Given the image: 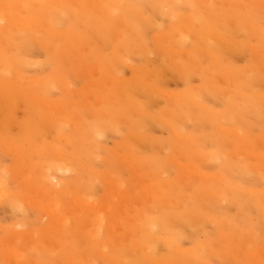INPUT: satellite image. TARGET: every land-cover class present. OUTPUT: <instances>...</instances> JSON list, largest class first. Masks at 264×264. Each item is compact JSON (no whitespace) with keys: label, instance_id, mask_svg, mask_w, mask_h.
<instances>
[{"label":"rangeland","instance_id":"rangeland-1","mask_svg":"<svg viewBox=\"0 0 264 264\" xmlns=\"http://www.w3.org/2000/svg\"><path fill=\"white\" fill-rule=\"evenodd\" d=\"M114 1L91 0L81 9L67 1L33 14L23 0H0V264H264V0ZM106 172L114 181H105ZM42 185L53 194L37 195ZM105 200L119 220L104 214Z\"/></svg>","mask_w":264,"mask_h":264},{"label":"bare ground","instance_id":"bare-ground-1","mask_svg":"<svg viewBox=\"0 0 264 264\" xmlns=\"http://www.w3.org/2000/svg\"><path fill=\"white\" fill-rule=\"evenodd\" d=\"M23 1H24V3L27 4V11H28L29 13L32 12L33 14H39V12L43 13V11H51L55 6H58L61 2H67V1L70 2V1H71L72 3H74V5H76V6H78V7L80 8V7H82V6L85 7V4H89L91 0H81V1H79V0H23ZM93 1H94V0H93ZM95 1H96V0H95ZM113 1H114V0H113ZM150 1H151V0H150ZM99 2H100V1H99ZM114 2H115V1H114ZM120 2H121V3H120L121 6L123 5L122 2H125V3H126V1H122V0H121ZM118 3H119V0H118ZM118 3H117V4H118ZM141 3H144V2H141ZM94 4H96V3H94ZM115 4H116V3H115ZM223 4H224V3H223ZM21 5H22V4H21ZM100 5H101V4H100ZM100 5H97V4H96V5H95V6H96V9H97V6L100 7ZM148 5L150 6V4H148ZM251 5H253V4H251ZM3 6H4V4H3ZM88 6H89V5H88ZM119 6H120V5H119ZM124 6H125V5H124ZM143 6H144V5H143ZM12 7H13V6H12ZM64 7H65V6H64ZM64 7H63V9H64V11H65L66 8H64ZM89 7H90V6H89ZM247 7H248V6H247ZM10 8H11V7H10ZM87 8H88V7H87ZM100 8H101V7H100ZM100 8H98V9H100ZM139 8H140V7H139ZM56 9H57V8H56ZM61 9H62V8H61ZM80 9H81V8H80ZM80 9H78V10H80ZM153 9H154V8H153ZM236 9H237V8H236ZM39 10H40V11H39ZM58 10H60V9H58ZM103 10H104V9H103ZM103 10H102V11H103ZM141 10H142V9H141ZM144 10H145V9H144ZM233 10H234V9H233ZM37 11H38V12H37ZM62 11H63V10H62ZM66 11H67V10H66ZM93 11H94V10H93ZM97 11H99V10H97ZM102 11H101L100 13H102ZM129 11H130V10H129ZM175 11H176V10H175ZM175 11H174V12H175ZM52 12H53V11H52ZM56 12H57V11H56ZM60 12H61V11H60ZM60 12H59V15H60ZM76 12H77V11H76ZM79 12H80V11H79ZM79 12H77V13H79ZM125 12H127V11L125 10ZM125 12H124V13H125ZM133 12H134V11H133ZM145 12H146V11H145ZM149 12H150V11H149ZM183 12H184V11H183ZM221 12H222V11H221ZM62 13H63V12H62ZM74 13H75V10H74ZM74 13H73V14H74ZM96 13H97V12H96ZM100 13L98 12V14H100ZM147 13H148V12H147ZM180 13H181V12H180ZM204 13H205V12H204ZM228 13H229V12H228ZM233 13H234V12H233ZM233 13H232V14H233ZM25 14H26V13H25ZM50 14H52V17H53L54 14L51 13V12H50ZM127 14H128V13H127ZM133 14H135V13H133ZM150 14H151V13H150ZM175 14H176V13H175ZM182 14H183V13H182ZM215 14H216V13H215ZM55 15H57V14H55ZM68 15H69V14H68ZM68 15H66V17H67ZM104 15H105V14H104ZM128 15H129V14H128ZM140 15H141V14H140ZM140 15L138 14L137 17L141 19V16H140ZM151 15H153V14H151ZM162 15H163V13H162ZM170 15H171V14H170ZM46 16H48V15H46ZM50 16H51V15H50ZM50 16H48L49 19H50ZM61 16H62V15H61ZM70 16H71V15H70ZM116 16H118V15H116ZM131 16H132V15H131ZM48 17H46V19H48ZM52 17H51V18H52ZM66 17H65V18H66ZM83 17H84V16H83ZM127 17H128V16H127ZM213 17H214V16H213ZM252 17H253V16H252ZM59 18H60V17H58V19H59ZM95 18H97V16H96ZM118 18H121V17H118ZM149 18H150V17H149ZM214 18H215V17H214ZM218 18H219V16H218ZM3 19H4V17H3V16H0V23L3 22ZM56 19H57V17H55V21H56ZM58 19H57V21H59V22H57V21H56V22H57V23H60L62 19H59V20H58ZM68 19H69V17H68ZM72 19H73V18H72ZM74 19H75V17H74ZM81 19H82V18H81ZM84 19H85V18H84ZM84 19H83V20H84ZM102 19H103V18H102ZM111 19H113V18H111ZM121 19H122V18H121ZM121 19H120V20H121ZM4 20H6V18H5ZM53 20H54V19H53ZM53 20H52V21H53ZM63 20H64V19H63ZM88 20H89V19H88ZM100 20H101V19H100ZM113 20L115 21V19H113ZM131 20H132V19H131ZM131 20H130V21H131ZM133 20H134V19H133ZM19 21H20V20H19ZM19 21H18V22H19ZM55 21H53V22H55ZM67 21H68V20L66 19L65 22H67ZM69 21H70V20H69ZM73 21H74V20H73ZM81 21H82V20H81ZM105 21L107 22V20H105ZM109 21H110V20H109ZM125 21H126V20H125ZM130 21H129V22L127 21V22L130 23ZM56 22H55V23H56ZM86 22H87V20H86ZM88 22H89V21H88ZM94 22H95V21H94ZM102 22H103V21H102ZM111 22H112V21H111ZM115 22H116V21H115ZM121 22H122V20H121ZM140 22H141V21H140ZM140 22H138V23L141 24ZM202 22H203V21H202ZM204 22H205V21H204ZM11 23H12V22H11ZM83 23H85V22H83ZM138 23H136V24H138ZM153 23H154V22H153ZM12 24H13V23H12ZM49 24H52V22H50ZM63 24H64V22H63ZM77 24H78V23H77ZM86 24H88V23H86ZM101 24H102V23H101ZM107 24H108V23H106L105 25H107ZM116 24H118V23H116ZM204 24H205V23H204ZM219 24H220V23H219ZM233 24H234V23H233ZM19 25H20V24H19ZM21 25H22V24H21ZM121 25H122V24H120L119 26H121ZM126 25H127V24H126ZM231 25H232V24H231ZM9 26H10V25H9ZM9 26H8V27H9ZM24 26H25V25H24ZM26 26H27V24H26ZM43 26H44V24H43ZM53 26H54V24H53ZM58 26H59V25H58ZM64 26H65V25H64ZM91 26H92V24H91ZM122 26H123V25H122ZM133 26H134V28H135L137 25L135 26V25L133 24ZM146 26H147V25H146ZM49 27H50V26H49ZM82 27H83V26H82ZM85 27H86V26H85ZM141 27H142V25H141ZM150 27H151V26H150ZM150 27H149V28H150ZM157 27H158V26H157ZM25 28H27V27H25ZM52 28H53V27H52ZM55 28H57V27L54 26V28H53V32H55V31H54ZM60 28H61V27H60ZM132 28H133V27H132ZM132 28L130 27V29H132ZM142 28H143V27H142ZM153 28H154V25H153ZM190 28H191V27H190ZM193 28H194V27H193ZM0 29H1V28H0ZM4 29H5V28H4ZM82 29H83V28H82ZM89 29H90V28H89ZM119 29H120V27H119ZM146 29H147V27L145 28V32H146ZM208 29H209V28H208ZM43 30H44V29H43ZM43 30H42V31H43ZM79 30H80V29H79ZM83 30H84V29H83ZM115 30H116V31H115ZM117 30H118V29H115V28H114V31H112V32L115 33V32H117ZM127 30H128V29H127ZM154 30H156V29L154 28ZM185 30H186V29H185ZM194 30H197V29L194 28ZM209 30H210V29H209ZM44 31H46V29H45ZM129 31H130V30H129ZM46 32H47V31H46ZM73 32H74V31H73ZM85 32H87V31H85ZM119 32H121V31H119ZM132 32H133V31H132ZM227 32H228V31H227ZM55 33H58V32L56 31ZM126 33H127V32H126ZM130 33H131V31H130ZM232 33H233V32H232ZM235 33H236V32H235ZM235 33H234V34H235ZM65 34H67V33H65ZM78 34H79V32H78ZM84 34H85V33H84ZM98 34H99V33H98ZM115 34H116V33H115ZM120 34H121V33H120ZM128 34H129V33H128ZM160 34H161V33H160ZM199 34H201V33H199ZM56 35H58V34H56ZM203 35H204V33H203ZM203 35H202V36H203ZM249 35H250V34H249ZM49 36H50V35H49ZM90 36H91V35H90ZM113 36H114V35H113ZM120 36H121V35H120ZM133 36H134V34L132 35V37H133ZM155 36H156V35H155ZM155 36H154V37H155ZM158 36H160V35H158ZM188 36H189V35H188ZM214 36H216V35H214ZM51 37H52V36H51ZM87 37H88V36H87ZM91 37H92V36H91ZM102 37H103V36H102ZM115 37H116V35H115ZM121 37H122V36H121ZM126 37H128V35H126ZM134 37H135V38H134ZM134 37H133V38L136 40V36H134ZM229 37H230V36H229ZM248 37H249V36H248ZM6 38H7V37H6ZM97 38H99V35H98ZM199 38H200V37H199ZM205 38H206V37H205ZM216 38H217V37H216ZM50 39H51V38H50ZM59 39H60V38H59ZM76 39H77V38H76ZM112 39H113V38H112ZM112 39H111V40H112ZM154 39H156V38H154ZM6 40H7V39H6ZM52 40H55V39H52ZM79 40H80V39H79ZM82 40H83V39H82ZM101 40H102V39H101ZM116 40H117V39H116ZM116 40H115V41H116ZM137 40H138V38H137ZM159 40H161V39H159ZM197 40H198V39H197ZM206 40H207V39H206ZM249 40H250V39H249ZM85 41H89V40H85ZM85 41H84V43L87 44L88 42H85ZM210 41L213 42L212 40H210ZM39 42H40V41H39ZM59 42H60V41H59ZM69 42H71V41H69ZM77 42H78V41H77ZM79 42H81V41H79ZM96 42H97V41H96ZM96 42H95V43H96ZM120 42H121V41H120ZM136 42H137V41H136ZM138 42H140V40H138ZM155 42L157 43L158 41L156 40ZM249 42H250V41H249ZM60 43H61V42H60ZM60 43H59V46H60ZM75 43H76V42H75ZM75 43L73 44V42H72V44H73L74 46H76ZM82 43H83V41H82ZM95 43H94V44H95ZM133 43H134V42H133ZM56 44H57V43H56ZM94 44H93V45H94ZM97 44H98V43H97ZM110 44H111V43H110ZM110 44H109V45H110ZM131 44H132V43H131ZM134 44H135V43H134ZM22 45H23V44H22ZM70 45H71V44H70ZM93 45H92V47H95L96 44H95L94 46H93ZM115 45H116V43H115ZM144 45H145V44H144ZM4 46H5V45H4ZM23 46H24V45H23ZM59 46H55V47H59ZM90 46H91V45H90ZM159 46H160V45H158V47H159ZM109 47H110V46H109ZM195 47H196V45H195ZM195 47H194V48H195ZM35 48H36V46H35ZM46 48H47V47H46ZM100 48H101V46H100ZM105 48H107V47H105ZM114 48H115V47H114ZM142 48H143V46H142ZM160 48H162V47L160 46ZM204 48H205V47H204ZM262 48H263V47H262ZM9 49H10V48H9ZM112 49H113V48H112ZM116 49H117V48H116ZM131 49H132V48H131ZM144 49H145V48H144ZM53 50H54V52H56V49L53 48ZM57 50H58V48H57ZM59 50H60V49H59ZM98 50H99V48H98ZM100 50H101V49H100ZM100 50H99V51H100ZM139 50H140V49H139ZM142 50H143V49H142ZM146 50H147V49H146ZM161 50H163V48H162ZM173 50H174V49H173ZM203 50H204V49H203ZM219 50H220V49H219ZM9 51H10V50H9ZM11 51H12V49H11ZM11 51H10V52H11ZM14 51H15V49H14ZM99 51H98V52H99ZM105 51H107V50L105 49ZM115 51H116V50H115ZM171 51H172V50H171ZM180 51H181V50H180ZM263 51H264V50H263ZM32 52H33V51H32ZM94 52H95V51H94ZM102 52H103V50H102ZM121 52H122V51H121ZM163 52H164V54H163V53H162V54L165 55V54H166V53H165L166 51H163ZM182 52H184V51H182ZM19 53H21V52H19ZM30 53H31V52H30ZM100 53H101V52H100ZM123 53H124V51H123ZM152 53H153V52L151 51V54H152ZM261 53H262V52H261ZM8 54H9V53H8ZM51 54H52V56H53V53H51ZM57 54H58V52H57ZM117 54H118V53H117ZM117 54H116V55H117ZM120 54H121V53H119V55H120ZM139 54H140V53H139ZM155 54H156V53H155ZM162 54H161V55H162ZM182 54H183V53H181V55H182ZM116 55H115V56H116ZM119 55H117V56H119ZM259 55H260V54H259ZM75 56H76V55H75ZM100 56H101V55H100ZM106 56H107V55H106ZM113 56H114V55H112V57H113ZM125 56H127V54H126ZM139 56H140V55H139ZM142 56H143V55H142ZM151 56H153V55H151ZM183 56H184V55H183ZM79 57H80V56H79ZM140 57H141V56H140ZM157 57H158V56H157ZM170 57H171V56H170ZM174 57H175V56H174ZM196 57H197V56H196ZM257 57H259V56H257ZM257 57H256V58H257ZM10 58H11V56H10ZM100 58H102V57H100ZM103 58H104V57H103ZM103 58H102V59H103ZM105 58H108V57H105ZM113 58H114V57H113ZM115 58H117V57H115ZM118 58H119V57H118ZM118 58H117V59H118ZM123 58H124V57H123ZM171 58H172V57H171ZM178 58H179V57H178ZM185 58H186V57H185ZM11 59H13V58H11ZM102 59H100L101 63H102ZM119 59H120V58H119ZM158 59H159V58H158ZM158 59H157V60H158ZM169 59H170V58H169ZM182 59H184V58H182ZM14 60H15V59H14ZM52 60H53V59H52ZM109 60H110V59H109ZM120 60H121V59H120ZM171 60H172V59H170V61H171ZM185 60H186V59H185ZM194 60H195V59H194ZM199 60H200V59H199ZM212 60H213V59H212ZM100 61H99V62H100ZM121 61H123V60H121ZM181 61H184V60H181ZM181 61H180V62H181ZM200 61H201V60H200ZM124 62H125V61H124ZM128 62H129V61H128ZM158 62H159V61H158ZM158 62H157V63H158ZM172 62H174V61L172 60ZM184 62H185V61H184ZM196 62H198V61H195V63H196ZM206 62H207V61H206ZM213 62H214V61H213ZM111 63H112V62H111ZM114 63H115V62H114ZM116 63H117V62H116ZM153 63H154V62H153ZM19 64H20V63H19ZM57 64H58V63H57ZM173 64H174V63H173ZM182 64H183V63L181 62V65H182ZM186 64H187V63H186ZM186 64H185V65H186ZM188 64L190 65V63H188ZM108 65H109V64H108ZM125 65H126V64H125ZM159 65H160V64H159ZM174 65H175V64H174ZM176 65H177V64H176ZM176 65H175V66H176ZM183 65H184V64H183ZM189 65H188V66H189ZM2 66H3V64H2ZM24 66H25V65H24ZM54 66H55V65H54ZM109 66H110V65H109ZM150 66H151V65H150ZM179 66H180V65H179ZM213 66H214V65H213ZM111 67H112V65H111ZM113 67H114V65H113ZM181 67H183V66H181ZM169 68H170V66H169ZM0 69H2L1 66H0ZM175 69H176V67H175ZM179 69H180V67H179ZM209 69H210V68H209ZM213 69H214V68H213ZM154 70H155V68H154ZM157 70H158V68H157ZM103 72H104V71H103ZM149 72H150V71H149ZM244 72H245V71H244ZM18 73H19V72H18ZM18 73H17V76H16V77L20 78V77H19L20 75H18ZM14 74L16 75V71H14ZM217 74H218V70H217ZM168 75H169V74H168ZM168 75H167V76H168ZM173 75H174V74H173ZM176 75H178V74H176ZM244 75H245V73H244ZM151 76H152V75H151ZM158 76H159V75H158ZM208 76H209V75H208ZM215 76H216V75H215ZM217 76L219 77V74H218ZM242 76H243V75H242ZM242 76H241V77H242ZM183 77H184V76H183ZM205 77H206V76H204V78H205ZM245 77H246V75H245ZM245 77H244V78H245ZM21 78H22V77H21ZM104 78H105V77H104ZM104 78H103V79H104ZM109 78H110V77H109ZM189 78H190V77H189ZM189 78H188V79H189ZM258 78H259V77H258ZM258 78H257V79H258ZM176 79H177V78H176ZM217 79H218V78H217ZM241 79H242V78H241ZM15 80H17V78H16ZM66 80H67V79H66ZM121 80H122V79H121ZM134 80H135V79H134ZM182 80H183V79H182ZM259 80L261 81V79H259ZM100 81H101V80H100ZM100 81H99V82H100ZM140 81H141V80H140ZM148 81H149V80H148ZM202 81H203V80H202ZM101 82H102V81H101ZM106 82H108V81H106ZM231 82H232V80H231ZM208 83H209V82H208ZM248 83H249V82H248ZM258 83H259V82H258ZM65 84H66V83H65ZM123 84H124V83L122 82V85H123ZM203 84H204V83H203ZM209 84H210V83H209ZM223 84H224V83H223ZM67 85H68V82H67ZM225 85H226V84H225ZM124 86H126V84H125ZM143 86H144V85H143ZM159 86H160V84H159ZM102 87H103V85H102ZM87 88H88V87H87ZM100 88H101V87H100ZM231 88H232V86H231ZM153 89H154V88H153ZM186 89H187V88H186ZM195 89H196V88H195ZM64 90H65V89H64ZM106 90H107V89H106ZM187 90H188V89H187ZM65 91H66V90H65ZM130 91H131V90H130ZM154 91H155V89H154ZM157 91H158V90H157ZM197 91H198V90L196 89V92H197ZM68 92H69V90H68ZM70 92H71V91H70ZM70 92H69V93H70ZM73 92H74V91H73ZM73 92H72V93H73ZM132 92H133V91H132ZM158 92H159V91H158ZM198 92H199V91H198ZM212 92H213V90H212ZM1 93H2V92H1ZM133 93H134V92H133ZM73 94H74V93H73ZM146 94H148V93H146ZM22 95H23V94H22ZM65 95H66V94H65ZM148 95H149V94H148ZM201 95H202V94H201ZM73 96H74V95H73ZM73 96H72V97H73ZM170 96H171V95H170ZM72 97H71V98H72ZM91 97H92V96H91ZM91 97H89V98L91 99ZM120 97H121V96H120ZM171 97H174V96H171ZM201 97H202V96H201ZM29 98H30V97H29ZM31 98H32V97H31ZM84 98H87V97L85 96ZM125 98H126V97H125ZM177 98H178V97H176V99H177ZM33 99H34V98H33ZM204 99H205V98H204ZM12 100H13V98H12ZM38 100L40 101V99H38ZM38 100H37V101H38ZM84 100H85V99H84ZM92 100H93V99H92ZM259 100H260V99H259ZM45 101H46V100H45ZM86 101H87V99H86ZM121 101H122V99H121ZM98 102H99V101H98ZM98 102H97V103H98ZM123 102H124V101H123ZM211 102H212V101H211ZM211 102H210V103H211ZM245 102H247V101H245ZM245 102H244V103H245ZM42 103H44V102H42ZM82 103H83V102H82ZM124 103H125V102H124ZM242 103H243V102H242ZM257 103H258V102H257ZM44 104H45V103H44ZM44 104H43V105H44ZM69 104H70V103H69ZM99 104H100V103H99ZM245 104H247V103H245ZM248 104H249V103H248ZM252 104H253V103H252ZM41 105H42V104H41ZM67 105H68V103H67ZM71 105H72V104H71ZM86 105L89 106V102H87ZM92 105H96V107L98 106V104H91V107H92ZM114 105H115V104H114ZM51 106H52V105H51ZM105 106H107V105H105ZM197 106H199V105H197ZM200 106H201V105H200ZM14 107H15V106H14ZM47 108H48V106H47ZM92 108H94V107H92ZM169 108H170V107H169ZM199 108H203V107L201 106V107H199ZM78 109H79V108H78ZM95 109H96V108H95ZM95 109H94V110H95ZM165 109H167V108H165ZM50 110H51V109H50ZM250 110H251V109H250ZM58 111H59V110H58ZM91 111H93V110H91ZM112 111H113V110H112ZM135 111H136V109L134 110V112H135ZM114 112H115V111H114ZM138 112H140V110H139V111H136L135 113H138ZM94 113H95V112H94ZM116 113H117V112H116ZM223 113H224V112H223ZM258 113L261 114L260 111H259ZM141 114H142V113H141ZM144 115H145V114H144ZM219 115H220V114H219ZM257 115H258V114H257ZM262 115H263V114H262ZM51 116H52V115H51ZM103 116H104V115H103ZM181 116H182V114H181ZM181 116H180V117H181ZM203 116H204V115H203ZM206 116H208V115H206ZM109 117H110V116H109ZM166 117H167V116H166ZM245 117H246V116H245ZM253 117H254V116H253ZM260 117H261V115H260ZM149 118H150V117H149ZM156 118H157V115H156ZM181 118H182V117H181ZM233 118H234V117H233ZM49 119H50V120H53V119H51V118H49ZM75 119H76V118H75ZM184 119H185V118H184ZM235 119H237V118H235ZM56 120H57V118H56ZM77 120H78V119H77ZM116 120H118V119H116ZM143 120H144V119H143ZM178 120H179V118H178ZM182 120H183V118H182ZM251 120H253V118H252ZM62 121H63V120H62ZM179 121L181 122V120H179ZM239 121H240V120H239ZM239 121H238V122H239ZM258 121H259V120H258ZM64 122H66V121H64ZM64 122H63V123H64ZM126 122H127V121H126ZM175 122H177V119H176ZM213 122H214V121H213ZM253 122H254V121H253ZM253 122H251V123H253ZM255 122H256V121H255ZM255 122H254V123H255ZM262 122H263V120H262ZM262 122H261V123H262ZM84 123H85V122H84ZM123 123H124V122H123ZM165 123H166V122H165ZM241 123H242V122H241ZM256 123H258V122H256ZM56 124H57V123H56ZM66 124H67V123H66ZM69 124H70V123H69ZM69 124H68V125H69ZM76 124H77V123H76ZM105 124H107V123H105ZM179 124H180V123H179ZM113 125H114V124H113ZM127 125H128V124H127ZM174 125H175V124H174ZM227 125H228V124H227ZM251 125H252V124H251ZM254 125H255V124H254ZM262 125H263V124H262ZM73 126H74V125H73ZM108 126H109V125H108ZM117 126H118V125H117ZM128 126H129V125H128ZM167 126H172V127H174L173 125H169V123H168ZM112 127H113V126H112ZM112 127H111V128H112ZM172 127H171V128H172ZM190 127H191V126H190ZM198 127H200V126H198ZM204 127H206V126H204ZM240 127H241V125H240ZM105 128H106V127H105ZM147 128H148V127H147ZM210 128H211V127H210ZM221 128H222V127H221ZM221 128H219V129H221ZM73 129L75 130V128H73ZM101 129H102V128H101ZM108 129H109V127H108ZM164 129H165V128H164ZM196 129H197V131H195V132H198V133H199V131H198L199 128H196ZM207 129H208V128H207ZM214 129H216V128H214ZM222 129H223V128H222ZM103 130H104V129H103ZM109 130H110V129H109ZM167 130H168V129H167ZM224 130H225V129H224ZM250 130H251V129H250ZM252 130H253V129H252ZM80 131H81V130H80ZM127 131H128V130H127ZM147 131H148V130H147ZM174 131H175V130H174ZM215 131H218V130H215ZM226 131H228V130H226ZM100 132H101V131H100ZM110 132H112V131H110ZM183 132H184V131H183ZM200 132H201V131H200ZM231 132H233V130H231ZM260 132H261V131H260ZM208 133H209V132H208ZM210 133H211V132H210ZM220 133H221V132H220ZM233 133H234V132H233ZM81 134H82V133H81ZM149 134H150V133H149ZM176 134H177V132H176ZM176 134H175V135H176ZM187 134H188V133H187ZM192 134H193V133H192ZM192 134H191V135H192ZM195 134H196V133H195ZM201 134H202V133H201ZM177 135H179V134H177ZM181 135H182V134H181ZM211 135H212V134H211ZM211 135H209V136L207 135V137L210 138ZM82 136H83V135H82ZM93 136H94V135H93ZM133 136H134V135H133ZM201 136H202V135H201ZM203 136H204V135H203ZM205 136H206V135H205ZM205 136H204V137H205ZM252 136H253V135H252ZM260 136H261V135H260ZM262 136H263V135H262ZM139 137H141V136H139ZM142 137H143V136H142ZM178 137H179V136H178ZM220 137H223V136H220ZM258 137H259V136H258ZM90 138H91V137H90ZM99 138H100V137H98L97 140H98ZM172 138H173V137H172ZM179 138L184 139L183 136H181V137H179ZM209 138H207V139H209ZM261 138H262V137H261ZM207 139H206V140H207ZM74 140H75V139H74ZM80 140H81V139H80ZM186 140H187V139H186ZM224 140H225V139H224ZM170 141H171V140H170ZM120 142H121V141H120ZM133 142H134V141H133ZM245 142H246V141H245ZM136 143H137V142H136ZM166 143H167V142H166ZM174 143H175V142H174ZM259 143H260V142H259ZM175 144H176V143H175ZM5 145H7V144H5ZM76 145H77V144H76ZM214 145H215V144H214ZM53 146H54V145H53ZM86 146H87V145H85V147H86ZM218 146H219V145H218ZM6 147H7V146H6ZM96 147H97V146H95V149H96ZM16 148H17V146H16ZM51 148H53V147H50V149H51ZM209 148H211V146H210ZM54 149H55V148H54ZM207 149H208V148H207ZM93 151H94V150H93ZM117 151H118V150H117ZM210 151H212V150H210ZM218 151H219V150H218ZM55 152L57 153V150H56ZM55 152H54V153H55ZM58 152H59V151H58ZM128 152H129V150H128ZM208 152H209V151H208ZM263 152H264V151H263ZM121 153H122V152H120L119 155H120ZM129 153H130V152H129ZM59 154H60V153H59ZM66 154H67V153H66ZM114 154H115V153H114ZM68 155H69V154H68ZM77 155H78V154H77ZM100 155H101V154H100ZM128 155H129V154H128ZM240 155H241V154H240ZM242 155H243V154H242ZM15 156H16V154H15ZM15 156H14V157H15ZM90 156H91V155H90ZM248 156H249V155H248ZM16 157H17V156H16ZM72 157L74 158V156H72ZM120 157H121V156H120ZM154 157H156V156H154ZM160 157H161V156H160ZM19 158H20V157H19ZM19 158H18V160H19ZM68 158H69V157H68ZM75 158H76V157H75ZM122 158L124 159L125 156L122 157ZM122 158H121V159H122ZM133 158H134V157H133ZM157 158H158V157H157ZM49 159H50V158H49ZM64 159H65V157H64ZM66 159H67V158H66ZM79 159H80V157H79ZM79 159H78V160H79ZM99 159H100V158H99ZM128 159H130V158L128 157ZM134 159H135V158H134ZM134 159H133V160H134ZM159 159H160V158H159ZM168 159H169V158H168ZM18 160H17V162H18ZM124 160H126V159H124ZM166 160H167V159H166ZM247 160H248V159H247ZM23 161H24V160H23ZM25 161H26V160H25ZM66 161L68 162V159H67ZM69 161H70V160H69ZM253 161H254V160H253ZM15 162H16V161H15ZM32 162H33V161H32ZM67 162H66V164H67ZM76 162H77V161H76ZM124 162L126 163V161H124ZM207 162H208V161H207ZM230 162H231V161H230ZM64 163H65V162H64ZM68 163H69V162H68ZM72 163H74V162H72ZM109 163H111V162H109ZM168 163H169V162H168ZM45 164H46V163H45ZM101 164H102V163H101ZM128 164H129V163H128ZM131 164H132V163H131ZM134 164H135V163H134ZM134 164H133V165H134ZM180 164H181V163H180ZM226 164H227V163H226ZM49 165H50V164H49ZM49 165H47L46 167L48 168ZM133 165H132V166L129 165V169H130V167H133ZM166 165H167V164H166ZM178 165H179V164H178ZM182 165H183V164H182ZM44 166H45V165H44ZM61 166H62V165H61ZM61 166H60V167H61ZM70 166H71V165H70ZM76 166H78V165H76ZM84 166H85V165H84ZM95 166H96V165H95ZM127 166H128V165L126 164V167H127ZM252 166H253V165L251 164V167H252ZM38 167H41V166H38ZM123 167H124V166H123ZM215 167H216V165H215ZM219 167H220V166H219ZM68 168H69V167H68ZM73 168H74V167H73ZM134 168H135V170H134ZM183 168H185V167H183ZM253 168H254V167H253ZM33 169H34V168H33ZM38 169H39V168H38ZM40 169H41V168H40ZM57 169H58V167H57ZM87 169H91V168H88V167H87ZM87 169L85 168V171H86ZM261 169H262V168H261ZM0 170H2V169H0ZM43 170H44V169H41V171H43ZM50 170H51V169H50ZM72 170H74V169H72ZM77 170H78V169H77ZM79 170H80V169H79ZM92 170H93V169H92ZM130 170H131V171L134 170V171H133L134 174H135V171L137 172L136 167H133V169L131 168ZM148 170H149V169H148ZM38 171L40 172V170L35 171V173H37V176L40 175V174L38 173ZM85 171H83V172H85ZM94 171H95V169H94ZM94 171H92V172H94ZM47 172H48V171H47ZM49 172H50V171H49ZM56 172H57V171H56ZM59 172H66V173H68V172H71V171H70L69 169H67V168H66V169H65V168H60V169H59ZM72 172H73V171H72ZM77 172H79V171H77ZM90 172H91V171H90ZM53 173H54V172H53ZM75 173H76V172H75ZM95 173L98 174L96 171H95ZM112 173H113V172H112ZM138 173H139V175H140V172H137L136 174L138 175ZM176 173H178V172H176ZM198 173H199V172H198ZM234 173H235V172H234ZM45 174H46V173H45ZM50 174H51V173H50ZM54 174H55V173H54ZM69 174H72V173H69ZM96 174H95V175H96ZM101 174H103V173H101ZM101 174H99V175H101ZM107 174H108V173L106 172L105 175H103V176H105V178H107V177H106ZM26 175L29 176V174H26ZM47 175H48V173L45 175V179H47V178H46ZM56 175H57V173H56ZM60 175H61V174H60ZM66 175H68V174H66ZM72 175H74V173H73ZM108 175H113V174L110 173V174H108ZM137 175H135V176H137ZM159 175H160V174H159ZM24 176H25V175H24ZM34 176H35V175H34ZM34 176H32V178H33ZM41 176H43V175H40V177H41ZM51 176H52V175H51ZM53 176H54V175H53ZM150 176H151V175H150ZM213 176H214V175H213ZM35 177H36V176H35ZM76 177H77V176H76ZM22 178H23V177H22ZM28 178H29V177H28ZM41 178H42V177H41ZM41 178H40V180H42V179L45 180L44 177H43L42 179H41ZM80 178H81V177H80ZM109 178H110V176L107 178V180H105V179H103V180H105V181H107V182H108V181L110 182V180L113 179V177H111V179L108 180ZM208 178H209V177H208ZM210 178H211V176H210ZM263 178H264V177H263ZM49 179H50V178H49ZM55 179H56V178H55ZM57 179H58V178H57ZM78 179H79V178H78ZM143 179H144V178H143ZM186 179H187V178H186ZM243 179H245V178H241V180H243ZM33 180H34V179H33ZM52 180H53V178H52ZM115 180H116V178H115ZM246 180H247V179H246ZM46 181H48V179H47ZM50 181H51V180H50ZM54 181H55V180H54ZM58 181H59V179H58ZM113 181H114V179H113ZM117 181H118V180H117ZM117 181H116V182H117ZM247 181H249V179H248ZM251 181H252V180H251ZM35 182H36V181H35ZM38 182H39V180L37 179V183H38ZM51 182L53 183V181H51ZM63 182H65V181H63ZM63 182H62V183H63ZM68 182H69V181H68ZM116 182H114V183H116ZM244 182H245V181H244ZM249 182H250V181H249ZM253 182H254V181H253ZM24 183H25V182H24ZM24 183H22V184H24ZM33 183H34V181H33ZM52 183L50 184V186H51V185L56 186V185H54V184H52ZM117 183H118V184H117V187H118V185H119V181H118ZM141 183H142V182H141ZM189 183H190V182H189ZM250 183H252V182H250ZM250 183H249V184H250ZM25 184H26V183H25ZM27 184H29V185H28V186H29L28 189H30V186H31L30 183H27ZM31 184H32V183H31ZM46 184H47V186H49V182H47ZM106 184H107V183H106ZM106 184H105V185H106ZM108 184H109V183H108ZM108 184H107V185H108ZM110 184H111V183H110ZM1 185H3V184L1 183ZM43 185H44V184H43ZM43 185H42V187H40V192L42 191V194H39V191H38L39 188H38V187H37V189H36L35 187H33V188H34V191H35V189H36V191H37V195H44V194L46 193L45 196H48V195H50V194H53V193H48V192H50V191L45 192L44 189L41 190V188H43ZM112 185L115 186L116 184H111V186H112ZM28 186L26 185V187H28ZM32 186H33V185H32ZM34 186H36V185H34ZM39 186H40V185H39ZM50 186H49V187H50ZM109 186H110V185H108V187H109ZM174 186H175V185H174ZM178 186H180V185H178ZM259 186H260V184H259ZM23 187H24V186H23ZM59 187H60V186H59ZM59 187H58V188H59ZM112 187H113V186H112ZM112 187H111V188H112ZM115 187H116V186H115ZM119 187H121V183H120V186H119ZM176 187H177V186H176ZM257 187H258V186H257ZM2 188H3V186H2ZM44 188H46V187L44 186ZM60 188H62V187H60ZM122 188H123V187H122ZM122 188L120 189V190H121V193H122ZM174 188H175V187H174ZM174 188H173V189H174ZM181 188H182V187H180V189H181ZM183 188H186V187H183ZM226 188H227V187H226ZM3 189H4V188H3ZM28 189H26V190H28ZM46 189H48V188H46ZM72 189H73V187H72ZM115 189H116V188L113 187L112 190H111V192H114ZM177 189H178V188H177ZM68 190H69V189H68ZM109 190H110V187H109ZM118 190H119V189H118ZM118 190L116 189V192H117ZM146 190H147V189H146ZM167 190L170 191L171 189H170V190L167 189ZM207 190H208V189H207ZM246 190H247V189H246ZM5 191H6V190H5ZM59 191H60V189H59ZM168 191H167V192H168ZM185 191H186V189H185ZM209 191H210V190H209ZM242 191H243V190H242ZM252 191H253V190H252ZM259 191H261V190H259ZM6 192H7V191H6ZM44 192H45V193H44ZM51 192H52V191H51ZM53 192L59 194L61 191H60V192H57V190H56V192H55V191H53ZM62 192H63V191H62ZM65 192H66V191H65ZM167 192L164 191V193H166V194H167ZM176 192H177V191H176ZM7 193H8V192H7ZM47 193H48V194H47ZM117 193H118V192H117ZM123 193H124V195L126 194V197H127V196H130V195H127V192H126V193L123 192ZM130 193H132V192H130ZM181 193H182V192H181ZM203 193H204V192H203ZM261 193H263V192H261ZM33 194H34V193H33ZM61 194H62V193H61ZM63 194H64V193H63ZM70 194H71V193H70ZM115 194H116V193H114V196H115ZM128 194H129V193H128ZM134 194H137V193H134ZM173 194H174V191H173ZM6 195H7V194H5V197H6ZM65 195H66V194H65ZM67 195H68V194H67ZM116 195H117V194H116ZM121 195H122V194H121ZM124 195L121 196V198H120L121 200H122V198L124 197ZM164 195H165V194H164ZM119 196H120V195H119ZM119 196H118V198H119ZM148 196H149V195H148ZM171 196H172V198L174 197L173 195H171ZM37 197H39V196H37ZM40 197H41V196H40ZM40 197H39V198H40ZM48 197H49V196H48ZM51 197H53V196H51ZM116 197H117V196H115V198H116ZM136 197H137V196H136ZM149 197H150V196H149ZM203 197H205V196H203ZM203 197H202V198H203ZM43 198H44V196H43ZM45 198H46V197H45ZM45 198H44V199H45ZM130 198H133V203H132V205H133V204L136 205L137 203H136V204L134 203L136 198H134V197H130ZM130 198H127L126 200L128 201V199H129V201L132 202V199L130 200ZM168 198H169V196H168ZM6 199H7V197H6ZM107 199H108V198H107ZM107 199H106V200H107ZM169 199H170V198H169ZM197 199H198V198H197ZM1 200H3V199H1ZM35 200H36V199H35ZM41 200H43L42 197H41ZM41 200H40V201H41ZM103 200H104V199H103ZM106 200H105V207H103V208H106V210L103 209V210H104V214L108 212L107 214L110 213L109 218H111V215H112L113 217L116 216V217H114L115 220H116V219L118 218V217H117L118 215H117V214H116V215H113L114 212L111 213V212H110L111 210H110L109 208H108V209H109L110 211H107V210H108L107 207H108L109 205L107 206V204H106ZM109 200H110V199H109ZM126 200H125V198H124L123 202L126 201ZM139 200H140V199H139ZM149 200H150V199H149ZM163 200H165V198H164ZM194 200H195V199H194ZM10 201H11V200H10ZM22 201H23V200H22ZM24 201H25V200H24ZM36 201H37V200H36ZM43 201H45V200H43ZM49 201H50V200H49ZM51 201H53V200H51ZM127 201H126V203H127ZM165 201L167 202L168 200H165ZM93 202H94V201H93ZM93 202H92V203H93ZM171 202H172V201H171ZM171 202H170V203H171ZM192 202H193V201H192ZM206 202H207V200H206ZM243 202H244V201H243ZM11 203H13V202H11ZM11 203H9V205H10ZM14 203H15V201H14ZM14 203H13V204H14ZM23 203H24V202H23ZM26 203L28 204L29 202L26 201ZM34 203H35V202H34ZM36 203L41 204V203H39L38 201H37ZM100 203H101V202H100ZM100 203H99V204H100ZM121 203H122V201L120 202V204H121ZM147 203H148V202H147ZM170 203H169V204H170ZM173 203H175V202H173ZM173 203H172V204H173ZM234 203H236V202H234ZM254 203H255V202H254ZM7 204H8V203H7ZM38 204H37V206H38ZM42 204H43V202H42ZM42 204H41V206H42ZM46 204H47V203H46ZM48 204H49V203H48ZM61 204H62V203H61ZM109 204H110V203H109ZM127 204H128V203H127ZM141 204H143L142 201H141ZM141 204H140V206H141ZM183 204H184V203H183ZM229 204H230V203H229ZM232 204H233V203H232ZM247 204H248V202H247ZM249 204H250V201H249ZM49 205H50V204H49ZM49 205H48V207H49ZM51 205H52V203H51ZM53 205H54V204H53ZM53 205H52V206H53ZM85 205H86V204H85ZM93 205H94V203H93ZM103 205H104V204L102 203V205H101V206L99 205V206L102 207ZM110 205H111V204H110ZM128 205H129V204H128ZM166 205H167V204H166ZM190 205H191V204H190ZM58 206H59V204H58ZM75 206H76V204H75ZM77 206H78V204H77ZM82 206H83V205H82ZM95 206H97V205H95ZM112 206H113V205H112ZM112 206H110L111 209L113 208ZM130 206H131V203H130ZM149 206H150V205H149ZM205 206H206V205H205ZM229 206H230V205H229ZM235 206H237V205H235ZM13 207H14V206H13ZM35 207H36V206H35ZM39 207H40V206H39ZM42 207H44V205H43ZM56 207H57V206H56ZM67 207H68V206H67ZM78 207H79V206H78ZM85 207H86V206H84V207H80V208H85ZM88 207H90V206H88ZM91 207H92V206H91ZM119 207H120V206H118V209H119ZM123 207H124V206H123ZM131 207H132V206H131ZM138 207H139V205H138ZM144 207H145V206H144ZM168 207H169V206H168ZM168 207H166V206L163 207V206H162V207H161V211H162V208H164L163 211H165V209L168 208ZM181 207H182V206H181ZM207 207H208V206H207ZM233 207H234V206H233ZM11 208H12V206H11ZM19 208H20V206H19ZM19 208H18V210H19ZM92 208L94 209V206H93ZM121 208H122V207H120V209H121ZM124 208H125V207H124ZM132 208H133V207H132ZM139 208H140V207H139ZM202 208H203V207H202ZM228 208H229V207H228ZM259 208H260V207H259ZM37 209H38V208H37ZM42 209H43V208H42ZM42 209H41V207H40V210H42ZM44 209H45V207H44ZM89 209H90V208H89ZM89 209H88V210H89ZM96 209L100 210V208H98V206L95 208V210H96ZM115 209H116V207H115ZM120 209H119L118 211H120V213H121V210H120ZM174 209H175V208H174ZM223 209H226V208H223ZM16 210H17V207H16ZM45 210H46V209H45ZM81 210H82V209H81ZM85 210L88 211L87 209H85ZM150 210H151V209H150ZM150 210H149V211H150ZM179 210H180V209H179ZM229 210H230V208H229ZM9 211H10V210H9ZM82 211H83V210H82ZM96 211H97V210H96ZM96 211H95V212H96ZM105 211H106V212H105ZM141 211H142V210H141ZM200 211H201V210H200ZM205 211H206V210H205ZM220 211H221V210H220ZM227 211H228V210H227ZM231 211H232V210H231ZM236 211H237V210H236ZM236 211H235V212H236ZM18 212H19V211H18ZM43 212H44V211H43ZM47 212H48V214H49V211H48V210H47ZM72 212H75V209H74V211H72ZM72 212H70V214H71ZM79 212H80V211H79ZM79 212H78V213H79ZM84 212H85V211H84ZM100 212H102V209L100 210ZM122 212H124V211H122ZM139 212H140V211H139ZM143 212L145 213L144 210H143ZM143 212H142V213H143ZM150 212H151V211H150ZM221 212H222V211H221ZM244 212H245V210H244ZM262 212H263V211H262ZM41 213H42V212H41ZM80 213H81V212H80ZM97 213H99V211H98ZM97 213H96V214H97ZM120 213H119V214H120ZM146 213H147V212H146ZM148 213H149V212H148ZM151 213H152V212H151ZM169 213H170V212H169ZM169 213H168V214H169ZM223 213L226 214V212H223ZM54 214H55V213H54ZM81 214H82V213H81ZM132 214H133V213H132ZM153 214H154V211H153ZM156 214H157V213H156ZM236 214H237V213H236ZM49 215H50V214H49ZM71 215H73V214H71ZM75 215H76V213H75ZM75 215H74V216H75ZM82 215H83V214H82ZM82 215H80V217H81ZM94 215H95V214H94ZM146 215H147V214H146ZM169 215H170V214H169ZM174 215H175V214H174ZM226 215H227V214H226ZM234 215H235V214H234ZM28 216H29V215H28ZM90 216H92V215H90ZM95 216H96V215H95ZM98 216H99V215H97V217H98ZM229 216H230V215H229ZM235 216H237V215H235ZM242 216H243V215H242ZM255 216H256V215H255ZM51 217L53 218V216H51ZM113 217H112V220H111L112 222L114 221V220H113ZM119 217H120V215H119ZM131 217H132V216H131ZM161 217H162V216H161ZM170 217H171V215H170ZM189 217H190V216H189ZM231 217H232V216H231ZM239 217H240V216H239ZM251 217H252V216H251ZM54 218H55V217H54ZM59 218H60V217H59ZM59 218L57 217L56 219H57V220L59 221V223H60V222H62L61 220H63V219L60 220ZM62 218H64V217H62ZM145 218H146V217H145ZM154 218H155V217H154ZM158 218H159V217H158ZM162 218H163V217H162ZM190 218H191V217H190ZM192 218H193V217H192ZM208 218H209V217H208ZM175 219H176V217H175ZM248 219H249V218H248ZM64 220H67V219L64 218ZM64 220H63V221H64ZM109 220H110V219H109ZM117 220H119V218H118ZM160 220H161V218H160ZM172 220H173V219H172ZM210 220H212V217L210 218ZM230 220H231V219H230ZM253 220H254V218H253ZM85 221H86V220H85ZM131 221H133V220L131 219ZM165 221H167V220H165ZM195 221H196V220H195ZM222 221H223V220H222ZM234 221H235V220H234ZM248 221H249V220H248ZM90 222H91V223H90ZM151 222H152V221H151ZM159 222H160V221H158V223H159ZM86 223H87V222H86ZM88 223L91 224V225L93 226V224L96 223V222L89 221ZM88 223H87V225H88ZM92 223H93V224H92ZM147 223H148V222H147ZM149 223H150V222H149ZM160 223H161V222H160ZM163 223H164V222H163ZM170 223H171V221H170ZM188 223H189V222H188ZM188 223H187V224H188ZM203 223H204V222H203ZM205 223H206V222H205ZM241 223H242V222H241ZM99 224H101V223H99ZM154 224H155V223H153V225H154ZM174 224H176V223H174ZM177 224H180V223L178 222ZM199 224H200V222H199ZM56 225H57V224H56ZM56 225H55V227H56ZM61 225H62V223H61ZM96 225H98V224H96ZM145 225H146V224H145ZM153 225H152V226H153ZM155 225H156V224H155ZM163 225H165V224H163ZM210 225H211V224H210ZM233 225H234V224L232 223V226H233ZM235 225H236V224H235ZM237 225H238V224H237ZM88 226H90V225H88ZM152 226H151V227H152ZM156 226H158V225H156ZM180 226H181V225H180ZM183 226H184V228H185V226H187V225H183ZM205 226H206V225H205ZM225 226H226V225H225ZM118 227H119V226H118ZM118 227H116V228L114 229V231H115L116 229H117V230H121V229L118 228ZM159 227H160V226H159ZM159 227H158V228H159ZM164 227H165V226H164ZM166 227H168V225H166ZM170 227H173V224H172V226H170ZM221 227H222V226H221ZM221 227H220V228H221ZM235 227H236V226H235ZM95 228H96V227H95ZM113 228H114V227H113ZM247 228H248V227H247ZM247 228H246V229H247ZM47 229H48V228H47ZM54 229H55V228H54ZM102 229H103V228H102ZM124 229H125V228H124ZM161 229H162V228H161ZM236 229H237V228H236ZM236 229H235V230H236ZM93 230H94V229H93ZM112 230H113V229H112ZM122 230H123V229H122ZM122 230H121V231H122ZM177 230H178V229H177ZM192 230H193V229H192ZM200 230H202V229H200ZM203 230H204V228H203ZM60 231H61V230H60ZM151 231H152V229H151ZM166 231H167V230H166ZM179 231H181V230L179 229ZM245 231H246V230H245ZM61 232H62V231H61ZM112 232H113V231H112ZM142 232L145 233V231H142ZM146 232H147V231H146ZM149 232H150V231H149ZM154 232H155V231H154ZM156 232H158V231L156 230ZM163 232H164V230H163ZM38 233H39V232H38ZM79 233H80V231H79ZM83 233H84V232H83ZM164 233H165V232H164ZM185 233H186V232H185ZM210 233H211V232H210ZM84 234H86V233H84ZM84 234H83V235H84ZM92 234H93V233H92ZM150 234H152V233L150 232ZM196 234H197V233H196ZM206 234H207V233H206ZM215 234H216V233H215ZM254 234H255V233H254ZM22 235H23V234H21V236H22ZM124 235H125V234H124ZM137 235L139 236V234H137ZM153 235H154V234H153ZM207 235H208V234H207ZM207 235H206V236H207ZM237 235H238V237H239V234H237ZM242 235H243V234H242ZM262 235H263V234H262ZM105 236H106V235H105ZM130 236H131V235H130ZM138 236H137V237H138ZM140 236H141V235H140ZM162 236H164V235H162ZM180 236H181V235H180ZM245 236H246V235H245ZM254 236H256V235H254ZM258 236H259V235H258ZM24 237H25V236H24ZM58 237H59V236H58ZM88 237H89V236H88ZM125 237H126V236H125ZM131 237H132V236H131ZM135 237H136V236H135ZM135 237H134V238H135ZM151 237H152V236H151ZM161 238H162V237H161ZM161 238H160V239H161ZM165 238H166V237H165ZM165 238H164V239H165ZM205 238H206V237H205ZM209 238H210V237H209ZM212 238H213V237H212ZM92 239H94V238H92ZM168 239H169V238H168ZM181 239H182V238H181ZM240 239H241V238H240ZM251 239H252V237H251ZM86 240H87V239H86ZM106 240H107V239H106ZM125 240H126V239H125ZM128 240H129V237H128ZM128 240H126V241L128 242ZM147 240H148V239H147ZM147 240H146V241H147ZM166 240H167V239H166ZM196 240H197V239H196ZM233 240H234V239H233ZM144 241H145V240H144ZM146 241H145V242H146ZM170 241H171V240H170ZM180 241H181V240H180ZM200 241H201V240H199V242H200ZM202 241H203V240H202ZM237 241H238V240H237ZM34 242H35V241H34ZM36 242H37V241H36ZM44 242H45V241H44ZM88 242H89V241H88ZM123 242H124V241H123ZM123 242H122V243H123ZM149 242H150V241H149ZM149 242H148V243H149ZM168 242H169V240H168ZM168 242H167V243H168ZM172 242H173V240H172ZM244 242H246V241H244ZM54 243H55V242H54ZM104 243H105V242H104ZM116 243H117V242H116ZM118 243H119V242H118ZM118 243H117V244H118ZM135 243H136V240H135ZM152 243H153V242H152ZM154 243H155V242H154ZM154 243H153V244H154ZM173 243H175V242H173ZM182 243H183V242H182ZM185 243H186V242H185ZM202 243H203V242H202ZM231 243H233V242H231ZM242 243H243V242H242ZM37 244H38V243H37ZM45 244H46V243H45ZM47 244H48V243H47ZM52 244H53V243H52ZM81 244H82V243H81ZM165 244H166V243H165ZM213 244H215V243L213 242ZM251 244H253V242H252ZM38 245H40V243H39ZM181 245H183V244H181ZM229 245H230V244H229ZM255 245H256V244H255ZM52 246H53V245H52ZM118 246H120V245H118ZM195 246H196V245H195ZM105 247H106V246H105ZM105 247H104V248H105ZM121 247H122V244H121ZM121 247H120V249H121ZM161 247H162V246L160 245V248H161ZM177 247H178V246H176V248H177ZM45 248H46V246H45ZM49 248H50V246H49ZM114 248H115V247H114ZM116 248H117V247H116ZM126 248H128V247H126ZM132 248H134V247L132 246ZM155 248H156V247H155ZM162 248H163V247H162ZM178 248H179V247H178ZM193 248H194V247H193ZM214 248H215V247H214ZM223 248H224V247H223ZM33 249H34V248H33ZM50 249H52V248H50ZM56 249H58V248H56ZM136 249H138V247H136ZM243 249H245V248H243ZM249 249H252V247L249 248ZM4 250H6V249H4ZM7 250H8V249H7ZM114 250H115V249H114ZM155 250L158 251L157 249H154V251H155ZM161 250H162V249H161ZM161 250H160V251H161ZM178 250H179V249H178ZM206 250H207V249H206ZM219 250H220V249H219ZM247 250H248V249H247ZM96 251H97V250H96ZM120 251H121V250H120ZM249 251H250V250H249ZM3 252H5V251H3ZM52 252H53V251H52ZM229 252H230V251H229ZM229 252H228V253H229ZM5 253H7V252H5ZM109 253H112V252H109ZM215 253H216V252H215ZM228 253H227V254H228ZM18 254H20V253H18ZM138 254H139V250H138ZM201 254H202V253H201ZM235 254H236V253H235ZM8 255H9V252H8ZM16 255H17V254H16ZM186 255H187V254H186ZM229 255H230V253H229ZM104 256H105L106 258H108L106 255H103V257H104ZM170 256H171V255H170ZM209 256L211 257L212 255H209ZM234 256H235V255H234ZM11 257H12V256H11ZM105 257H104V258H105ZM164 257H166V256L164 255ZM171 257H172V256H171ZM175 257H176V256H175ZM175 257H174V258H175ZM228 257H230V256H228ZM242 257H243V254H241V258H242ZM5 258H8V259H9V257H6V256H5ZM43 258H45V257H43ZM213 258H214V257H213ZM231 258H232V257H231ZM231 258H230V259H231ZM236 258H237V257H236ZM19 259H20V258H19ZM136 259H137V258H136ZM149 259H150V258H149ZM232 259H233V258H232ZM242 259H243V258H242ZM17 260H18V259H17ZM145 260H146V259H145ZM147 260H148V259H147ZM147 260H146V261H147ZM150 260H152V259H150ZM206 260H207V259H206ZM237 260H238V259H237ZM45 261H46V259H45ZM111 261H112V260H111ZM114 261H115V260H114ZM11 262H12V261H11ZM155 262H156V261H154L153 263H155ZM211 262H212V261L208 262V264L211 263ZM235 262H236V261H235ZM110 263H113V262H110ZM145 263H146V262H145ZM151 263H152V262H151ZM156 263H157V262H156ZM114 264H115V263H114ZM125 264H126V263H125ZM160 264H161V263H160ZM211 264H212V263H211ZM237 264H238V263H237ZM245 264H246V263H245Z\"/></svg>","mask_w":264,"mask_h":264}]
</instances>
